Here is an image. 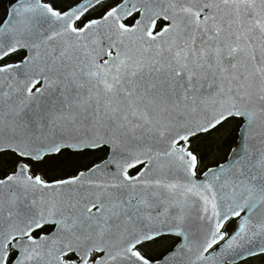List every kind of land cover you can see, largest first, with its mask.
<instances>
[{"label": "snow or ice", "instance_id": "6c2138e0", "mask_svg": "<svg viewBox=\"0 0 264 264\" xmlns=\"http://www.w3.org/2000/svg\"><path fill=\"white\" fill-rule=\"evenodd\" d=\"M257 258L264 0L0 6V264Z\"/></svg>", "mask_w": 264, "mask_h": 264}, {"label": "flooded vegetation", "instance_id": "af4514ba", "mask_svg": "<svg viewBox=\"0 0 264 264\" xmlns=\"http://www.w3.org/2000/svg\"><path fill=\"white\" fill-rule=\"evenodd\" d=\"M57 1H59V0H55V2H57ZM6 2H7V0H0V6H2V5L5 4ZM71 2H72V0H66V1H64V4L69 5ZM222 132H224L225 139H226V138H227V131L225 130V131H222ZM200 151L203 153V144H202V143H201V145H200ZM220 155H222L221 152H215V153H213L210 157L207 156V158L205 159L204 162H205L206 164L211 163L215 157H218V156H220ZM84 162H86V161H84ZM159 250H160L159 248L150 249V251H152L153 254H155V253L158 252ZM249 264H264V258H257V259H255V260L250 261Z\"/></svg>", "mask_w": 264, "mask_h": 264}, {"label": "trees", "instance_id": "16d2710c", "mask_svg": "<svg viewBox=\"0 0 264 264\" xmlns=\"http://www.w3.org/2000/svg\"><path fill=\"white\" fill-rule=\"evenodd\" d=\"M64 1H66V0H59L55 3L62 4L63 6H67V4H64ZM227 138L225 139L224 132H221L219 137H217L215 140L209 139V140L204 141L202 143L203 144V152H211L212 154L217 152L216 148L223 145L225 143V141L227 140ZM208 145H211L212 147L209 148ZM211 155H208V156L210 157Z\"/></svg>", "mask_w": 264, "mask_h": 264}, {"label": "rangeland", "instance_id": "374dc122", "mask_svg": "<svg viewBox=\"0 0 264 264\" xmlns=\"http://www.w3.org/2000/svg\"><path fill=\"white\" fill-rule=\"evenodd\" d=\"M57 4V3H56ZM58 6H63L62 4H57Z\"/></svg>", "mask_w": 264, "mask_h": 264}]
</instances>
